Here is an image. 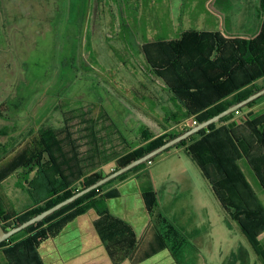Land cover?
I'll use <instances>...</instances> for the list:
<instances>
[{"label":"rangeland","instance_id":"1","mask_svg":"<svg viewBox=\"0 0 264 264\" xmlns=\"http://www.w3.org/2000/svg\"><path fill=\"white\" fill-rule=\"evenodd\" d=\"M263 17L261 0H0V146L7 145L0 175L21 156L0 178L4 206L16 213L7 222L13 224L30 209L27 184L35 175L34 161L49 159L39 140L44 131L54 129L64 139L54 158L75 188L89 172L115 170L116 158L139 146L144 129L154 127L160 136L198 123L195 117L173 126L164 121L177 103L165 79L146 62L145 43L168 42L187 28L251 38ZM162 48L171 52L164 44ZM246 111L248 119L263 114L264 100ZM232 122L247 130L240 115L224 124ZM183 149L173 147L106 188L123 193L118 200L122 205L110 210L127 222L125 233L109 239L115 241L110 251L93 229L96 212L88 209L57 236L42 241L43 263L263 264L241 224ZM238 163L264 201L254 180L259 172L249 169L244 158ZM149 183L158 197L152 212L141 193ZM124 222L115 225L123 227ZM128 222L137 234L140 225H150L139 239L136 233L132 238ZM166 222L175 245H181L175 251L163 237L151 241L154 231H165ZM138 245L142 248L136 251ZM0 264H8L1 250Z\"/></svg>","mask_w":264,"mask_h":264},{"label":"trees","instance_id":"2","mask_svg":"<svg viewBox=\"0 0 264 264\" xmlns=\"http://www.w3.org/2000/svg\"><path fill=\"white\" fill-rule=\"evenodd\" d=\"M261 4L264 8V0H261ZM163 42L161 39L148 41L142 49L150 69L152 68L156 74L165 79L167 88L177 103L176 109H171L166 116L164 115V121L169 126L192 117L198 122L206 120L264 86V17L260 30L251 38H234L223 31H197L194 28H187L177 37ZM163 44L169 47L171 52L167 48H162ZM186 58L189 60L187 61ZM259 79H262V82L256 84ZM263 100L264 95L173 147H183V150L195 161L219 202L232 213L231 217L241 224L246 238L264 264V247L259 248L262 240L260 237L264 238V201L238 163L244 158V163L249 169L251 168L252 171L256 169L259 172V175L255 173L254 180L264 192V113L254 119H248L249 113L246 111L255 109ZM237 115L246 119L244 127H247V130H240L238 125H233L234 122L224 124ZM159 123L161 124L160 121ZM142 133L143 141L137 143L139 146L129 149L116 158V169L181 132L156 136L155 128L149 127ZM49 138L51 143L48 142ZM39 140L42 152L46 151L49 159L41 162L37 157L40 153L35 156L37 157V161L33 164L36 169L35 175L27 184L33 205L23 214L18 215L13 224H9L7 221L16 213L6 209L3 202L6 200L0 194V221L5 229L22 223L107 174L103 171L89 172L85 179L79 181V186L70 188L71 183L64 175L63 165L54 158L56 150L61 147L64 139H58L57 132L48 129L41 133ZM142 143L145 144L140 145ZM6 147L7 145L0 146V162L7 158ZM202 148L204 152H200ZM160 155L150 161H154ZM22 157L25 158L23 155ZM20 158L13 159V164L7 165L6 171L1 173L0 178L9 172L10 168L19 164ZM149 162L142 163L91 190L43 220L2 241L0 250L8 264H44L39 253L42 241L57 236L66 225L88 209H94L96 212L98 218L95 220V228L102 242L109 249V245L113 242L109 239L112 235L125 233L126 223L113 215L109 206L110 199L120 196L119 189L114 187L106 190V188L116 180L124 179L127 175L147 166ZM22 164L23 162L20 166L24 167L25 165ZM141 189L144 204L147 210L152 212L158 207L157 192L151 183L145 184ZM241 215L245 217L241 219ZM117 221L124 222L123 227H120L119 223L115 225ZM168 224H163L165 232L160 235L165 242L173 243L172 248L175 251L181 245H175L174 232ZM130 233L132 238H136L134 229H131Z\"/></svg>","mask_w":264,"mask_h":264},{"label":"water","instance_id":"3","mask_svg":"<svg viewBox=\"0 0 264 264\" xmlns=\"http://www.w3.org/2000/svg\"><path fill=\"white\" fill-rule=\"evenodd\" d=\"M264 95V86L260 88L259 90L255 91L251 95H249L247 98L232 104L229 106L227 109L221 111L220 113L206 119L203 121L198 122L196 125L185 129L183 132L178 134L177 136L167 140L165 143L161 144L158 147H155L154 149L148 151L147 153L143 154L142 156L130 161L126 165L119 166L117 169L111 171L110 173L106 174L104 177L98 179L94 183L86 186L85 188L78 190L76 193L73 195L59 201L58 203L54 204L53 206L41 211L40 213L32 216L31 218L23 221L22 223L10 228V229H5L3 226L2 222L0 221V243L6 239H9L11 236L14 234L22 231L23 229L29 227L30 225H33L47 216L53 214L57 210L61 209L62 207L74 202L84 194L90 192L91 190L98 188L105 183L109 182L112 179L117 178L119 175L128 172L129 170L133 169L134 167L142 164L149 162L152 160L154 157H156L159 154H162L164 151L168 150L169 148L177 145L181 141L189 138L190 136L198 133L200 130L208 127L209 125L219 121L221 118L231 114L234 111H237L241 107L245 106L246 104L260 98L261 96Z\"/></svg>","mask_w":264,"mask_h":264},{"label":"crops","instance_id":"4","mask_svg":"<svg viewBox=\"0 0 264 264\" xmlns=\"http://www.w3.org/2000/svg\"><path fill=\"white\" fill-rule=\"evenodd\" d=\"M249 29H251L250 27H249ZM262 81V79H259V80H257L256 81V84H258V83H260ZM142 172H146L145 170H143V171H141V172H139V173H137L138 174V176L142 173ZM136 175H135V179H136ZM131 178H133V177H131ZM130 181V180H129ZM128 182V181H127ZM126 182V183H127ZM118 186V185H117ZM116 186V187H117ZM140 189H138V191H139ZM122 194L123 193H120V196L119 197H116V198H113V199H110L109 200V206H110V209H112L111 207H114V206H118V205H122V203H119L118 202V200L119 199H121L122 198ZM114 200H115V202H114ZM31 204L33 205V203H32V201H30V203L28 204V206H31ZM111 212H112V210H111ZM113 214H115L116 215V212H112ZM98 217V216H97ZM95 220L96 219H94V220H92V226H93V229H94V231H96V233H97V230H96V228H95ZM125 223H127V222H125ZM129 224H131L132 223V226H133V229H134V231H135V233L137 234V232H136V227L133 225V222H128ZM166 223H168V222H166ZM148 225H150V223L149 222H145L144 224H142V225H140L141 227H142V231L141 232H139L138 234H137V237L140 239L141 237H142V235H143V233H144V228L146 227V226H148ZM165 231H162V232H153V237H152V240L151 241H153V240H155L156 239V241H158V239H160V237H161V233H164ZM116 233V232H115ZM98 234V233H97ZM99 236V235H98ZM140 248H142V246L140 247L139 245L137 246V250L136 251H138V250H140ZM77 264H89V262L87 263V262H85V260H80Z\"/></svg>","mask_w":264,"mask_h":264}]
</instances>
